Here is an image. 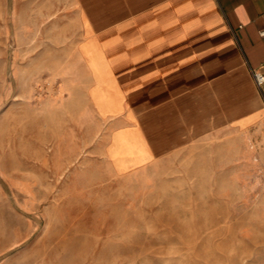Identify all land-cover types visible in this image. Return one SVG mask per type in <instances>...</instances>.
Wrapping results in <instances>:
<instances>
[{
  "label": "rangeland",
  "instance_id": "obj_1",
  "mask_svg": "<svg viewBox=\"0 0 264 264\" xmlns=\"http://www.w3.org/2000/svg\"><path fill=\"white\" fill-rule=\"evenodd\" d=\"M67 0H0V264H264V128L114 175ZM118 170L147 152L114 131Z\"/></svg>",
  "mask_w": 264,
  "mask_h": 264
},
{
  "label": "crops",
  "instance_id": "obj_2",
  "mask_svg": "<svg viewBox=\"0 0 264 264\" xmlns=\"http://www.w3.org/2000/svg\"><path fill=\"white\" fill-rule=\"evenodd\" d=\"M79 37L87 113L108 131L97 146L114 175L202 137L264 128V0H67ZM100 125V126H99ZM139 132L146 156L118 170L114 131Z\"/></svg>",
  "mask_w": 264,
  "mask_h": 264
},
{
  "label": "built area",
  "instance_id": "obj_3",
  "mask_svg": "<svg viewBox=\"0 0 264 264\" xmlns=\"http://www.w3.org/2000/svg\"><path fill=\"white\" fill-rule=\"evenodd\" d=\"M260 34L264 36V29L260 31ZM252 77L257 86L264 84V72L259 69H252Z\"/></svg>",
  "mask_w": 264,
  "mask_h": 264
}]
</instances>
